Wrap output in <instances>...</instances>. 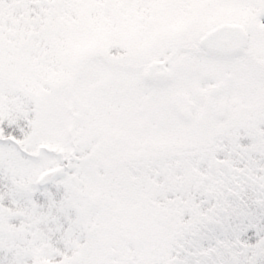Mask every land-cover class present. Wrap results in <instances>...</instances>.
I'll return each instance as SVG.
<instances>
[{"label": "snow or ice", "instance_id": "snow-or-ice-1", "mask_svg": "<svg viewBox=\"0 0 264 264\" xmlns=\"http://www.w3.org/2000/svg\"><path fill=\"white\" fill-rule=\"evenodd\" d=\"M0 264H264V0H0Z\"/></svg>", "mask_w": 264, "mask_h": 264}]
</instances>
